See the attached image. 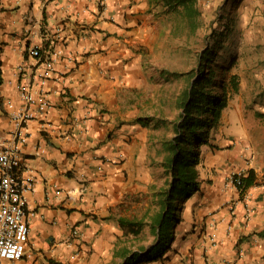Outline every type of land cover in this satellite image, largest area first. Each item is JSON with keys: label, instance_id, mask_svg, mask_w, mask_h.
<instances>
[{"label": "crops", "instance_id": "crops-1", "mask_svg": "<svg viewBox=\"0 0 264 264\" xmlns=\"http://www.w3.org/2000/svg\"><path fill=\"white\" fill-rule=\"evenodd\" d=\"M98 1L0 0L4 147L17 143L8 101L23 107L21 88L52 105L44 119L26 124L18 143L19 172L33 190L25 195L27 248L15 264H123V252L152 242L170 119L142 107L139 97L167 75L152 63L146 68L142 55L158 26L141 13L146 0ZM34 47L42 55L61 50L48 77L40 75ZM208 141L200 145V188L182 202L168 247L135 264H264V145L221 129ZM248 169L258 183L243 191L225 185L232 171ZM119 217L146 222L134 236Z\"/></svg>", "mask_w": 264, "mask_h": 264}, {"label": "rangeland", "instance_id": "rangeland-1", "mask_svg": "<svg viewBox=\"0 0 264 264\" xmlns=\"http://www.w3.org/2000/svg\"><path fill=\"white\" fill-rule=\"evenodd\" d=\"M193 7L196 15L188 17L181 6L146 0L141 13L158 27L152 41L143 44L142 55L146 68L152 63L167 75H158V85L144 86L139 97L142 107L168 116L164 135L170 137L171 121L179 113L177 99L196 77L189 80V74L198 69L199 54L208 47L204 87L226 104L210 136L221 129L226 137H255L264 145L259 116L264 115V0H193Z\"/></svg>", "mask_w": 264, "mask_h": 264}, {"label": "trees", "instance_id": "trees-1", "mask_svg": "<svg viewBox=\"0 0 264 264\" xmlns=\"http://www.w3.org/2000/svg\"><path fill=\"white\" fill-rule=\"evenodd\" d=\"M167 5L181 6L188 17L196 15L193 0H164ZM209 56L208 47L199 54L198 69L189 75V85L183 89L177 99L179 113L171 123L172 135L162 141L164 155L162 166L167 179L157 193V211L150 218V232L153 235L149 246H140L136 250L127 249L121 257L123 264H135L142 259L161 256L168 247L172 228L179 221L182 202L200 188L197 165L200 160V145L209 143L210 131L217 123L220 110L226 105L224 98H219L209 89H205L203 75L205 61ZM235 75H232L234 88ZM264 126V115L259 114ZM252 169L244 171L240 177L238 189L243 191L247 186L258 183ZM264 183V173L261 180ZM145 220L119 217V223L126 233L134 236L140 234ZM144 252V253H143Z\"/></svg>", "mask_w": 264, "mask_h": 264}, {"label": "built area", "instance_id": "built-area-1", "mask_svg": "<svg viewBox=\"0 0 264 264\" xmlns=\"http://www.w3.org/2000/svg\"><path fill=\"white\" fill-rule=\"evenodd\" d=\"M102 6V0L98 1ZM31 55L38 58L37 64L42 66L41 76L48 77L53 70L60 49L50 48L46 55H42L38 48H32ZM23 107H13L8 101V116L15 126L14 136L17 139L11 147H4L3 137L0 134V264H15L23 257L28 241V210L26 193L33 190V181L23 178L20 170L23 166L19 154V142H24L26 124L33 120H42L51 108L50 101L43 93H35L25 87L19 90ZM244 171H232L226 178L225 185L238 187L240 177ZM56 192H59L57 190ZM213 226V223H210ZM207 239L211 246L217 242L216 234L212 230Z\"/></svg>", "mask_w": 264, "mask_h": 264}]
</instances>
